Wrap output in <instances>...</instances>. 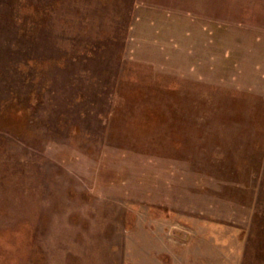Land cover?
Masks as SVG:
<instances>
[{"label": "rangeland", "instance_id": "1", "mask_svg": "<svg viewBox=\"0 0 264 264\" xmlns=\"http://www.w3.org/2000/svg\"><path fill=\"white\" fill-rule=\"evenodd\" d=\"M0 264H264V0H0Z\"/></svg>", "mask_w": 264, "mask_h": 264}]
</instances>
